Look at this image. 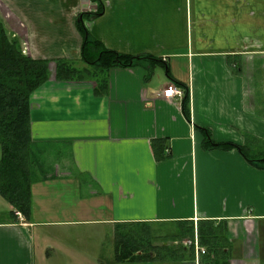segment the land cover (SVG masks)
<instances>
[{
	"label": "crops",
	"instance_id": "1",
	"mask_svg": "<svg viewBox=\"0 0 264 264\" xmlns=\"http://www.w3.org/2000/svg\"><path fill=\"white\" fill-rule=\"evenodd\" d=\"M99 3L103 13L85 20L91 35L161 58L169 74L161 64L151 75L145 65L116 66L105 93L99 77H52L32 93L42 165L30 220L11 222L13 206L0 196V264H217L214 252L201 263L204 254L198 261L186 247L115 262L117 223L184 220L196 230L211 221L229 264H264V168L235 147H206L203 130L249 152L262 143L253 157L264 154V0H0V14L27 55L82 66L78 17ZM170 84L188 86V116L184 95H163ZM155 140L166 149L159 157ZM50 154L59 159L45 169ZM74 226L110 232V251L101 236L73 239Z\"/></svg>",
	"mask_w": 264,
	"mask_h": 264
},
{
	"label": "trees",
	"instance_id": "2",
	"mask_svg": "<svg viewBox=\"0 0 264 264\" xmlns=\"http://www.w3.org/2000/svg\"><path fill=\"white\" fill-rule=\"evenodd\" d=\"M103 13V4L99 3L96 12H82L78 17L77 27L83 37L81 56L83 64L78 66L72 61L59 58L55 60L37 59L24 53L20 41L13 36L5 26L0 16V195L13 206L11 222L18 218L17 212L22 213L27 220L32 217V184L41 170V156L36 154L31 130L30 98L32 93L52 77L61 81L85 80L98 78L97 91L105 93L108 89V71L112 67H131L145 65L149 75L158 64L165 66L169 74V66L161 58L149 54L131 55L110 49L93 37L85 24V20L94 19ZM79 14V15H80ZM54 65V69L51 66ZM171 78V76H169ZM178 84H181L177 81ZM183 85L184 96L182 108L189 115V88ZM205 146L208 148H237L250 161L264 168V155L256 158L246 151L244 145L232 142H216L207 128ZM163 142V141H162ZM161 140L153 142L156 157L157 148L164 152L165 145ZM159 143V145H157ZM198 225L197 231L202 245L206 248L204 258L214 256L217 264H229L223 258L226 240L211 229L210 223ZM168 224V223H166ZM165 223L151 224L150 222H120L115 229V262H147L164 257L171 251L185 250L181 242L192 238L195 225L189 220L176 221L165 229V233L154 226ZM212 231V232H211ZM163 233V235H162ZM163 239V240H162ZM169 240L172 241L170 245ZM192 249L190 247H186ZM191 254H194L192 249ZM213 258V257H212Z\"/></svg>",
	"mask_w": 264,
	"mask_h": 264
},
{
	"label": "rangeland",
	"instance_id": "3",
	"mask_svg": "<svg viewBox=\"0 0 264 264\" xmlns=\"http://www.w3.org/2000/svg\"><path fill=\"white\" fill-rule=\"evenodd\" d=\"M98 9H99V6L97 7V9L95 10V11H90V12H96V11H98ZM83 12H85V11H83ZM82 13V12H81ZM81 15V14H80ZM80 15H79V18H80ZM0 16L2 17V15L0 14ZM2 19H3V17H2ZM51 69L53 70L54 69V65H52L51 66ZM158 69L159 70H161V72L164 74V68L163 67H158ZM255 143V141H253V142H251V144H250V147H252V150H250V152L248 151V150H246L247 151V153H251L250 155H255V154H257V148L262 144H260V145H255L254 144ZM0 155H1V148H0ZM264 155V154H263ZM53 157H55V159L56 160H58L59 158L57 157V155H55V154H50V155H48V159H44V161H45V164H44V168L45 169H48V167L51 165V159L53 158ZM43 173V172H42ZM1 196V195H0ZM3 198V197H2ZM4 200H6V199H4ZM6 202V201H5ZM22 214V213H21ZM3 216V214H1L0 213V218ZM18 216V218H19V220H21L20 219V217H19V215H17ZM22 216H23V218H24V220H26V218H25V216L22 214ZM23 220V221H24ZM171 226V224H165V225H162V226H160V227H158L157 225L156 226H154V228L153 229H159V231H161V232H163V233H165V229H167V227H170ZM67 231H69L70 233H72V234H70L71 235V237H73V239H75V240H77L78 242L79 241H81L83 238H85V240H87V241H89L90 239L91 240H94L95 238H99L100 236H101V238L103 239V241H104V246H103V248L104 249H106V252H108V251H110V248H111V246H112V244L110 243V238L112 237V235H110V232L108 233V232H103V231H101V232H99V230H96V229H94L93 227H86V226H74V227H72V229L71 228H69ZM163 233H162V235H163ZM163 240V239H162ZM169 242H170V245L172 244V241L171 240H169Z\"/></svg>",
	"mask_w": 264,
	"mask_h": 264
},
{
	"label": "built area",
	"instance_id": "4",
	"mask_svg": "<svg viewBox=\"0 0 264 264\" xmlns=\"http://www.w3.org/2000/svg\"><path fill=\"white\" fill-rule=\"evenodd\" d=\"M162 93L166 97H174V96L182 97L184 95V90L174 84H170L163 90ZM17 215H19L21 220H24L20 212H17ZM179 243H181L185 247L192 248L195 252L196 260L198 261H199V256L206 253V248L202 245L198 231L196 229L194 236L192 238H185Z\"/></svg>",
	"mask_w": 264,
	"mask_h": 264
},
{
	"label": "water",
	"instance_id": "5",
	"mask_svg": "<svg viewBox=\"0 0 264 264\" xmlns=\"http://www.w3.org/2000/svg\"><path fill=\"white\" fill-rule=\"evenodd\" d=\"M80 18H82V15H80ZM166 70H167V68H166ZM252 162V161H251ZM252 163H254V164H258V161H253Z\"/></svg>",
	"mask_w": 264,
	"mask_h": 264
}]
</instances>
